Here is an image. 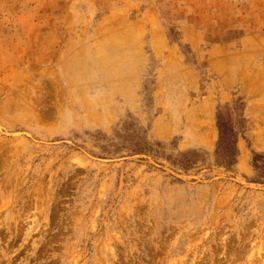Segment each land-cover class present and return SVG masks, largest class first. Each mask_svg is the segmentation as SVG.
Listing matches in <instances>:
<instances>
[{
    "label": "rangeland",
    "instance_id": "obj_1",
    "mask_svg": "<svg viewBox=\"0 0 264 264\" xmlns=\"http://www.w3.org/2000/svg\"><path fill=\"white\" fill-rule=\"evenodd\" d=\"M0 264H264V0H0Z\"/></svg>",
    "mask_w": 264,
    "mask_h": 264
},
{
    "label": "trees",
    "instance_id": "obj_2",
    "mask_svg": "<svg viewBox=\"0 0 264 264\" xmlns=\"http://www.w3.org/2000/svg\"><path fill=\"white\" fill-rule=\"evenodd\" d=\"M219 128L221 129V126L220 125H219ZM223 135L224 134L221 132V140L224 139ZM224 140H225V142H228L229 139L225 138ZM228 157H230V161H232V158H231L232 155L230 154V156L228 155Z\"/></svg>",
    "mask_w": 264,
    "mask_h": 264
}]
</instances>
